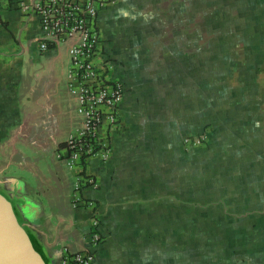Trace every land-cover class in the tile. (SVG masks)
Instances as JSON below:
<instances>
[{
	"label": "crops",
	"instance_id": "obj_1",
	"mask_svg": "<svg viewBox=\"0 0 264 264\" xmlns=\"http://www.w3.org/2000/svg\"><path fill=\"white\" fill-rule=\"evenodd\" d=\"M100 32L124 94L116 124L103 106L108 156L86 161L97 186L76 204L72 41L41 49L38 17L2 1L0 194L13 223L47 264L64 246L93 264H264V0H118Z\"/></svg>",
	"mask_w": 264,
	"mask_h": 264
},
{
	"label": "built area",
	"instance_id": "obj_2",
	"mask_svg": "<svg viewBox=\"0 0 264 264\" xmlns=\"http://www.w3.org/2000/svg\"><path fill=\"white\" fill-rule=\"evenodd\" d=\"M0 0V12L2 9ZM118 0H17L20 9L37 16L43 31L40 48L48 49L71 40L69 47L70 65L68 85L73 94L78 112L83 116V127L78 134L66 141L68 156L79 169L74 202L85 203L82 189L86 185L97 186L91 176H86V161L91 155L100 153L108 156L103 148L100 127L107 105L111 111L107 114L116 124V110L124 94L123 84L112 81L109 72L112 61L107 59L102 50L100 32V13L109 4ZM205 134L187 137L186 142L202 144ZM94 227L91 232V243L97 245L101 234L97 230L100 224L95 213L91 217ZM95 255L92 251H73L68 246L62 249L60 264H93Z\"/></svg>",
	"mask_w": 264,
	"mask_h": 264
},
{
	"label": "water",
	"instance_id": "obj_3",
	"mask_svg": "<svg viewBox=\"0 0 264 264\" xmlns=\"http://www.w3.org/2000/svg\"><path fill=\"white\" fill-rule=\"evenodd\" d=\"M10 211L0 194V264H47L41 250L13 223Z\"/></svg>",
	"mask_w": 264,
	"mask_h": 264
},
{
	"label": "trees",
	"instance_id": "obj_4",
	"mask_svg": "<svg viewBox=\"0 0 264 264\" xmlns=\"http://www.w3.org/2000/svg\"><path fill=\"white\" fill-rule=\"evenodd\" d=\"M65 145L67 144V142L64 143Z\"/></svg>",
	"mask_w": 264,
	"mask_h": 264
}]
</instances>
